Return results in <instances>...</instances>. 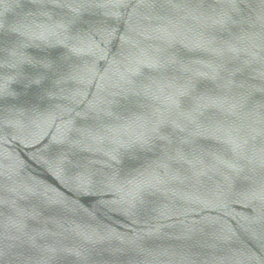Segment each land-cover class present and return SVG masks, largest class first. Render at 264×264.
<instances>
[{
    "label": "water",
    "instance_id": "1",
    "mask_svg": "<svg viewBox=\"0 0 264 264\" xmlns=\"http://www.w3.org/2000/svg\"><path fill=\"white\" fill-rule=\"evenodd\" d=\"M0 264H264V0H0Z\"/></svg>",
    "mask_w": 264,
    "mask_h": 264
}]
</instances>
